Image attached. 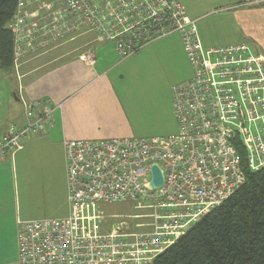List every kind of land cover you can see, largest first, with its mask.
<instances>
[{
  "label": "built area",
  "instance_id": "2783aa9c",
  "mask_svg": "<svg viewBox=\"0 0 264 264\" xmlns=\"http://www.w3.org/2000/svg\"><path fill=\"white\" fill-rule=\"evenodd\" d=\"M15 11V68L86 28L95 40L110 41L121 59L177 34L192 70L171 87L175 134L63 141L69 214L20 222L19 264H154L245 183L246 167L264 168V56L252 45L204 47L196 20L178 0H19ZM83 59L93 64L91 53ZM23 106L22 126L0 133V161L53 121L47 99ZM153 165L162 174L157 187L150 184ZM125 201L149 211L103 229V204ZM131 218L149 220L136 229Z\"/></svg>",
  "mask_w": 264,
  "mask_h": 264
},
{
  "label": "crops",
  "instance_id": "0c3cea01",
  "mask_svg": "<svg viewBox=\"0 0 264 264\" xmlns=\"http://www.w3.org/2000/svg\"><path fill=\"white\" fill-rule=\"evenodd\" d=\"M178 1L196 20L204 47L246 42L264 56V0ZM207 17L210 26L202 32L197 22ZM80 30L25 56L18 68L0 67V133L22 126L24 102L47 99L54 108L53 121L44 131L0 161V264H19V223L37 220H22L19 186L48 195L41 205L51 213L42 218L69 214L64 140L143 137V108L129 91L137 80L120 69L134 55L121 59L110 41L95 40L92 31ZM178 37L165 36L145 48L156 50L159 58H171L164 46ZM86 53L93 55V64L83 59ZM169 109L172 115L171 100Z\"/></svg>",
  "mask_w": 264,
  "mask_h": 264
},
{
  "label": "trees",
  "instance_id": "16d2710c",
  "mask_svg": "<svg viewBox=\"0 0 264 264\" xmlns=\"http://www.w3.org/2000/svg\"><path fill=\"white\" fill-rule=\"evenodd\" d=\"M19 0H0V67H13L10 23ZM246 167V166H245ZM192 223L154 264H264V168Z\"/></svg>",
  "mask_w": 264,
  "mask_h": 264
},
{
  "label": "rangeland",
  "instance_id": "374dc122",
  "mask_svg": "<svg viewBox=\"0 0 264 264\" xmlns=\"http://www.w3.org/2000/svg\"><path fill=\"white\" fill-rule=\"evenodd\" d=\"M187 12L188 15H191L189 14V10ZM197 24L201 26L202 32L206 31L210 26L208 17L199 20ZM148 45H145L138 53L133 54L134 56L124 61L120 69L125 71V77L131 76L137 80V83L131 86L129 91L133 92L137 103L143 108L141 110V123L145 124V128L142 129L143 133L141 135L143 137L172 135L176 133L177 126L175 118L172 117L173 114L171 115L169 109L171 87L177 82L190 78L192 70L182 48L180 38L173 40L171 43L167 41L165 46L163 45L170 52L171 58L167 55L159 58L156 50H146L145 47ZM19 188L22 220H25L26 216H31V219H38V217L42 219L41 215L51 213V209H47L41 205L48 195L45 196L40 190H24L20 186ZM148 211V209L135 208L134 203L130 201L104 203L102 208V215L104 217L102 228L105 230L110 229L111 222L121 217L123 218L125 215L147 213ZM114 214H117L119 217H111ZM130 220L131 227L136 228L134 226L137 221L145 222L149 218H131ZM136 229L139 228L137 227Z\"/></svg>",
  "mask_w": 264,
  "mask_h": 264
},
{
  "label": "water",
  "instance_id": "95a60500",
  "mask_svg": "<svg viewBox=\"0 0 264 264\" xmlns=\"http://www.w3.org/2000/svg\"><path fill=\"white\" fill-rule=\"evenodd\" d=\"M152 171V178L150 180V184L152 187H157L162 184V174L161 171L159 170L157 165H153L151 167Z\"/></svg>",
  "mask_w": 264,
  "mask_h": 264
}]
</instances>
